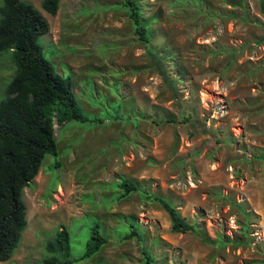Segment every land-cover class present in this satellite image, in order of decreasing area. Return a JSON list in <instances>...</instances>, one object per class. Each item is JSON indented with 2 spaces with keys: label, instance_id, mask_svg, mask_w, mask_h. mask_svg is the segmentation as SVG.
<instances>
[{
  "label": "rangeland",
  "instance_id": "1",
  "mask_svg": "<svg viewBox=\"0 0 264 264\" xmlns=\"http://www.w3.org/2000/svg\"><path fill=\"white\" fill-rule=\"evenodd\" d=\"M23 1L50 23L44 56L87 120L55 123L59 154L24 188L28 225L0 264L62 259L47 244L63 228L72 264H264V0H134L148 41L127 0H60L55 15ZM15 67L3 52L0 102ZM95 224L107 242L76 260Z\"/></svg>",
  "mask_w": 264,
  "mask_h": 264
},
{
  "label": "trees",
  "instance_id": "2",
  "mask_svg": "<svg viewBox=\"0 0 264 264\" xmlns=\"http://www.w3.org/2000/svg\"><path fill=\"white\" fill-rule=\"evenodd\" d=\"M42 7L55 15L60 0H44ZM131 17L136 24L138 37L148 41V29L134 0H127ZM50 23L34 5L23 0H3L0 4V55L11 51L15 74L6 88V98L0 102V262L9 260L18 247L22 231L28 225L27 204L23 190L38 175L48 154H59L55 137V123L62 125L70 120L86 121L77 101L73 81L52 68L44 56L40 37L49 33ZM152 60L164 80L173 88L176 81L168 76L164 60L152 53ZM169 122H176L169 119ZM183 123H194L190 116ZM59 166V162H56ZM125 193L137 187L124 182ZM169 212L172 228L176 232L198 235L194 225L181 216L176 206L159 199ZM137 235V231L132 236ZM107 242L99 224L91 229L87 250L79 259L91 257ZM47 249L59 253L46 259L44 264H72L70 234L66 228L56 232L55 240Z\"/></svg>",
  "mask_w": 264,
  "mask_h": 264
}]
</instances>
